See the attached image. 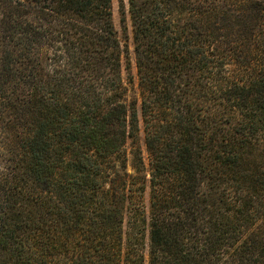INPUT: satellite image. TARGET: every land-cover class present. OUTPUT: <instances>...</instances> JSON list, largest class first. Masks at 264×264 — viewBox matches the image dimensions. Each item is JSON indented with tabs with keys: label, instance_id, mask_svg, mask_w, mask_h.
I'll return each mask as SVG.
<instances>
[{
	"label": "trees",
	"instance_id": "obj_1",
	"mask_svg": "<svg viewBox=\"0 0 264 264\" xmlns=\"http://www.w3.org/2000/svg\"><path fill=\"white\" fill-rule=\"evenodd\" d=\"M126 1L130 102L112 0H0V264H264V0Z\"/></svg>",
	"mask_w": 264,
	"mask_h": 264
},
{
	"label": "rangeland",
	"instance_id": "obj_2",
	"mask_svg": "<svg viewBox=\"0 0 264 264\" xmlns=\"http://www.w3.org/2000/svg\"><path fill=\"white\" fill-rule=\"evenodd\" d=\"M126 8H127V1L125 0ZM112 11H113V22L115 29L118 31L119 36L122 38H126V46L128 47V57L124 59L123 63V78L126 82H128L129 75H132L135 78V87L132 88L129 86V91L127 94V99L130 102L132 97H138V89H137V69L135 64V54H134V44H133V34H132V24L129 14H126L125 18L123 19L121 10H120V2L119 0H112ZM145 157H147L146 152ZM131 172V168L128 169ZM147 196V194H146ZM147 198V197H146Z\"/></svg>",
	"mask_w": 264,
	"mask_h": 264
}]
</instances>
